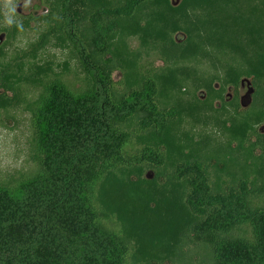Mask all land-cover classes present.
Listing matches in <instances>:
<instances>
[{
	"label": "trees",
	"instance_id": "1",
	"mask_svg": "<svg viewBox=\"0 0 264 264\" xmlns=\"http://www.w3.org/2000/svg\"><path fill=\"white\" fill-rule=\"evenodd\" d=\"M41 1L2 29L31 167L0 183V264H264V0Z\"/></svg>",
	"mask_w": 264,
	"mask_h": 264
},
{
	"label": "rangeland",
	"instance_id": "2",
	"mask_svg": "<svg viewBox=\"0 0 264 264\" xmlns=\"http://www.w3.org/2000/svg\"><path fill=\"white\" fill-rule=\"evenodd\" d=\"M16 2V19L20 23L22 19L39 17L46 12V9L41 0H31V3L27 8L24 7L25 0H16ZM28 24V28H25V30H23L20 34L16 35L14 38L8 41V44L6 45L4 51L7 54V57H10L17 51L26 50L28 45L33 43L37 39L39 33L41 32L40 27L35 25L33 22H30V20ZM4 28L8 27L4 24L3 7L2 4H0V34L5 35V33L2 32V29ZM5 38L6 35L3 39V42L5 41ZM43 58L52 60L55 64H57L60 60L58 52L53 51L50 48L45 51ZM56 72L58 73V70ZM119 78L120 76L118 73L113 74L114 80H118ZM243 80L247 79H242L241 81ZM246 93V84H243L242 88L240 85V88L237 92L238 102L246 95ZM226 95L232 97L233 92L231 90H228ZM27 120V115L22 114L19 111L10 110L8 112H1L0 183L4 184L8 182L11 178L17 176L18 173H23L26 171L28 172L31 167V163L28 159V140L30 133Z\"/></svg>",
	"mask_w": 264,
	"mask_h": 264
},
{
	"label": "clouds",
	"instance_id": "3",
	"mask_svg": "<svg viewBox=\"0 0 264 264\" xmlns=\"http://www.w3.org/2000/svg\"><path fill=\"white\" fill-rule=\"evenodd\" d=\"M30 3L31 0H25L24 7L27 8ZM0 4H2L3 7L5 26L12 27L13 25H15V27L18 30H22L23 29L22 23H20L16 19V10H17L16 0H0Z\"/></svg>",
	"mask_w": 264,
	"mask_h": 264
},
{
	"label": "water",
	"instance_id": "4",
	"mask_svg": "<svg viewBox=\"0 0 264 264\" xmlns=\"http://www.w3.org/2000/svg\"><path fill=\"white\" fill-rule=\"evenodd\" d=\"M4 37H5L4 34H0V45L2 44ZM243 84H246V86H247V93L243 98L240 99L239 103H240V106L242 109H246L250 105L251 96L253 94V89H252L250 82L248 80L241 81V88H242Z\"/></svg>",
	"mask_w": 264,
	"mask_h": 264
}]
</instances>
